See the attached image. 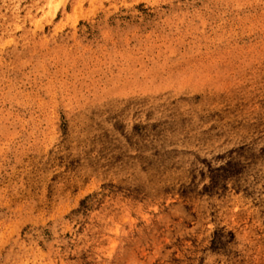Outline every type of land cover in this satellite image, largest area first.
<instances>
[{"label": "rangeland", "instance_id": "rangeland-1", "mask_svg": "<svg viewBox=\"0 0 264 264\" xmlns=\"http://www.w3.org/2000/svg\"><path fill=\"white\" fill-rule=\"evenodd\" d=\"M0 264H264V0H0Z\"/></svg>", "mask_w": 264, "mask_h": 264}]
</instances>
